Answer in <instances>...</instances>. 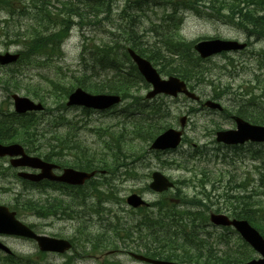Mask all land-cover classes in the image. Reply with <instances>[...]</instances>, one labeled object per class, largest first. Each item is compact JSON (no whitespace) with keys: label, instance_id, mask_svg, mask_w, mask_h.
I'll use <instances>...</instances> for the list:
<instances>
[{"label":"rangeland","instance_id":"374dc122","mask_svg":"<svg viewBox=\"0 0 264 264\" xmlns=\"http://www.w3.org/2000/svg\"><path fill=\"white\" fill-rule=\"evenodd\" d=\"M27 1L15 0L10 2L12 4L25 2V4H19L22 9V16L13 17L9 22V28L14 27L15 33H18V30L21 28L22 30L24 28L36 30L42 33L45 38L60 29V18L53 19L49 24L42 25L37 19L34 20L32 15H28L25 11ZM121 7H119V10ZM0 8L4 9L5 7L1 6ZM154 10L156 13H159V9L154 8ZM117 14L118 12H116ZM147 16L149 17L141 18L140 20L139 35L144 30L150 28L151 22L153 24L158 23L155 19L156 17L159 18L160 14H157L156 17L151 14ZM7 19L6 12L0 10V26ZM18 20L20 22H13ZM111 20H113L112 17ZM91 29L89 27L80 29L78 26H75L71 30L68 39L64 42L62 55L57 51L60 55L59 57L57 55L52 57L27 58L26 54L28 49L23 45V40L16 39L14 41L10 37H0V53L7 51L20 52L25 57L19 65L12 67L11 70L10 68L0 69V109L3 111H12L11 100H8L9 95L2 88L8 90H16L17 88L19 91L15 92L18 95L23 97L27 96L37 101L35 99L37 97L35 91L40 88L50 89L53 87V83L57 82L76 86V78L83 76L85 73H90L92 67L96 73L95 78H101L102 71L98 66L93 65L88 52L92 48H98L101 44H105L107 41L109 42L110 33L113 32V29L106 21L100 26L91 27ZM180 34L187 42H195L206 38H220L239 42H245L247 40L242 31L232 26L208 20L205 17H199L192 13L185 14L183 23L181 24ZM20 37L25 39L26 42L38 41L29 32L25 36ZM144 37L143 41L147 40L150 49L157 47L161 53V49L155 43L156 38L153 33H146ZM250 42L252 43L251 46L242 54L228 53L211 57L205 63H200V67L204 69L202 70L203 75L199 77L201 86L196 85L194 91L203 101L212 97L214 94L213 88L216 87V90H224L225 92L222 98L217 101L224 109H230L234 106L239 98V94L245 88L251 89L255 86L253 81L254 75L259 73L264 74V70H258L259 64L261 62L264 64V60L261 61V53H264V41L254 43L253 39H250ZM56 46L59 47L60 43H56ZM83 47L87 49L82 54ZM46 48H48L47 45ZM162 54L165 56V59L161 60V63L157 59H155L156 63L153 60L151 61L157 71H160L162 69L161 67L164 66L167 68L174 66L178 61L176 57L169 56L164 52ZM10 73H13V76ZM160 75L162 78L167 77L163 73H160ZM261 79L264 80V76ZM208 82L212 86L206 85ZM147 90L141 89L140 94L144 97ZM161 103L169 113L168 119L166 120V124H169V127L178 128L179 116L186 115L188 117L184 129L186 142L176 151L156 155L154 152L148 151L149 146L144 141V137L139 135V132L129 133V130L125 129L121 135L120 142L111 140L114 138V133L121 132V129L125 128V125H128V119L122 117L120 112H93L85 114L80 109L58 110L53 100L51 102L47 100L45 105L46 107H50L49 112L44 111L43 113L29 115V121L32 124V139L36 147L41 145L40 149L38 147L34 149L37 151H32L33 154H39V150L42 147L44 148L47 142L53 145L50 139L53 138L52 132H55L64 138L67 143L79 141L84 146H88L94 153L100 154V156L110 157L117 155L119 164H124V167L110 172L113 174L118 171V176L113 182L114 189L108 197L112 203L111 206H108L109 209L102 207L98 212L92 209H86L84 206L80 207L76 205L77 202L74 198L69 197H65V200L69 204L63 206L57 198L52 206L55 209L60 206L66 212H69L71 217H74L75 211L81 210L80 218L75 221L40 219L35 213L27 212L26 207H23L22 203L29 200L24 198L39 201L48 206L50 200L48 195L32 193L27 187L18 183L12 173L11 176L6 173L2 178L0 177V204H12L16 206L15 203L17 201L14 200V194H18L20 196L19 198H21L18 200L21 209L19 211L22 214L19 219L22 222L33 226L39 234L69 238L73 241L75 247L72 252L67 253L65 256L47 254L43 257L37 254V247L32 242L8 237H1L0 240L15 255H19L20 258L24 256L30 259L29 263L26 264H62L66 263V258L71 256V264H142L135 262L126 253H142L141 246L150 240L147 231L141 233L140 240L142 241H131L128 238L124 243L120 242L117 248L113 250L109 248L108 240H106L105 245L107 247L99 249L98 251L91 250L89 253H85L82 251V247L84 240H91L95 245L102 246L98 239L95 240L93 238L100 237V234L103 232V227L114 225L110 218L117 219L116 222L120 225L118 228L124 226L127 228L130 236L133 234L130 222L132 216L125 212L127 207L123 201L133 192L142 193V195H145L146 200L153 201L156 196L150 194L145 189L150 182V174L153 171H160L175 182L177 180L180 183L188 180L197 181L198 178L184 171L182 166H186L188 169L192 166L195 171H198L203 165L206 167L207 164V170H218L221 175H225L224 172H226L228 175L237 178L238 181L245 180L248 184L247 190L253 189V184L255 183L253 181L256 180L259 183L258 173L261 166L259 159L261 155H264V143L259 145L247 144L238 150L228 149L215 143L214 140V131L216 129L234 128V123L227 115L201 108L199 103L185 100L182 96L175 99L161 98ZM190 109L197 111L189 115L187 112ZM116 146H119V148L124 146L123 152L116 151ZM202 147L204 149L198 150V148ZM197 150L203 151V154L198 158L200 161L199 164L194 166L193 163H188L187 165L181 163L187 153L193 155V152H197ZM131 152H134L135 156L127 155ZM124 153L127 156L121 158ZM64 155L66 159L73 157L71 153H64ZM206 160H208L207 163ZM6 165V160H0V166L6 168ZM226 184L224 182V187ZM176 191V188H174L173 191L164 194L167 199L161 201V203L169 204L171 203V199H173L174 204L183 203V200L179 196H188L191 198L194 195V189L191 186L188 188L186 185L180 184L181 192L179 191L176 194ZM225 192V188H222L216 192L215 197ZM206 193L209 194V191L206 190ZM229 193L236 194L237 191L232 189ZM215 197L212 195L202 203L215 209L217 202ZM92 202L94 205L96 204L93 200ZM150 213H155V211H150ZM114 228L116 227H110L105 231L109 237L112 236V229ZM121 237H124V234H121ZM132 237L137 239V233L133 234ZM236 238L237 236L234 235L231 241ZM110 240L113 239L110 238ZM89 249L87 247L86 250ZM75 251H78V253L74 254ZM0 264H2L1 260Z\"/></svg>","mask_w":264,"mask_h":264},{"label":"trees","instance_id":"16d2710c","mask_svg":"<svg viewBox=\"0 0 264 264\" xmlns=\"http://www.w3.org/2000/svg\"><path fill=\"white\" fill-rule=\"evenodd\" d=\"M200 1L206 3V17L209 19L228 24L242 31L248 38H253L255 42L264 41V0H184V4H182V6L171 7L172 9L169 12H166V8L163 6L164 11L160 18V23L152 24L153 30L151 31L156 38V43L160 44L159 49L163 48L168 55L176 56L180 58V61L173 67L170 66L167 68L163 65L164 67H161L162 69H160L159 72L164 75H175L191 84V87H194L198 83V80H200L199 77L203 75V71L198 68V59L195 58L192 53L189 54L193 43H186L180 39L178 32L182 18L178 15V11L180 9H189L195 12L197 11V4ZM112 2H115V0H96L92 4L85 3V8L83 10H80L75 6H70V11L76 15L79 14L84 19H90L91 16L95 19L93 16L95 14L99 15L100 13H105L108 15V8ZM127 2L123 5L120 13L118 14V21L115 24L116 32L115 35L109 38V43L104 44L103 46L101 45V48H96L95 50L90 51V59L94 66L97 64L100 68H105L104 71L109 69L108 71H112V74H105L101 78H95L94 68L92 67L90 73H85L83 76L76 78L75 85L91 93H115L119 94L123 100L129 99V102L123 108L124 115L122 116L128 119V125H125V128H122L121 132L114 133V138L111 140L120 142L122 133H124L125 129H127L129 130V133L139 132V135L144 137V141L148 142L159 133L160 129H164V122L160 121L159 118L156 120V116L163 115L164 112L155 106H151L149 109H146L147 104L143 101V99L133 97V93L136 88L139 89L143 82H141L142 79L137 74L135 67L130 63L129 58L125 53V48L129 45L128 47L135 50L139 55L150 61L153 60L154 63H156L155 59L160 62L165 59V56L160 53L157 47L155 49H150L148 43L143 41V36L141 37L139 35L138 12L147 9L148 5L145 6L143 0H137L130 3ZM0 3L3 2L0 1ZM4 7H6L7 11L11 14L16 11L15 8H18L13 4H6ZM37 7H39L40 10L36 16L40 17L38 22H41L43 25V3L37 5ZM89 8L94 10L91 15L87 13ZM69 22V19L62 18L60 23L63 28L58 32L50 34L46 38L42 33L31 29L29 34L36 38L38 40L37 42H26L25 39L21 38L19 34H17L19 36V40H23V45L28 49L26 54L27 58L49 57L51 55L59 56L55 44L63 38L64 33L69 27ZM3 34L6 37L10 36L9 30L5 29V27H3ZM46 45L48 48H46ZM187 54L189 57H186L188 56ZM24 59L25 57L22 55L20 62ZM118 62H120V64ZM126 63H129V69L123 68ZM262 68L263 65L260 63L259 69L262 70ZM10 75L13 76V73H10ZM93 75L94 79L92 78ZM255 81L258 84L256 87L258 90L257 94H253L251 91H243V93L239 95V102H236L235 114L252 122L253 124L263 125L264 80H260L258 76V78H255ZM72 87V85H67L61 82L53 83V87L49 90L40 88L35 91L37 95L36 99L44 104L47 100L50 102L53 100L57 109L63 108L62 101ZM15 91H18L17 88ZM220 93H224V90L220 91ZM46 111L49 112L50 107H46ZM157 111H160L161 113ZM84 112L88 111L85 110ZM140 114L141 116H139ZM146 115L151 116L152 120H147ZM136 116H138L139 119L136 118ZM31 125L29 116L17 117L12 113L0 112V142L6 143L17 141L25 145L28 150H30V153L32 151H37L34 149H37L38 147L40 149L41 145L35 147L31 135ZM52 135V139L54 141L53 145L48 144L39 150V155H41L45 160L53 161L56 159H62L64 153H71L73 155L72 161L65 160L63 164L85 171L100 168L106 169L108 172H112L123 165L119 164V158L117 155L110 157L103 155L100 156V154L94 153L89 147L84 146L79 141L67 143L66 140L59 134L52 132ZM123 147L124 146L119 148V146H116L115 149L118 152H123ZM122 157H125V153L121 156V158ZM259 160L261 164L260 171L258 173L259 183L255 181L254 184L258 185L256 188H253L252 192L258 196L260 194L262 199L260 206L264 207V155H261ZM202 175L206 177L205 172H202ZM207 181L214 183L218 182L220 185L224 180L223 178H217L214 180L208 179ZM225 196L224 201H226L233 208L235 207L232 211V215L247 219L264 236V220L261 219V222L254 219L250 211L246 213L245 208L249 205V203L246 204V197H239L231 194H226ZM82 199L87 202V198L84 197L83 193ZM22 206L26 207L27 210H30L33 207L29 201L23 202ZM238 206L240 207L237 208ZM34 208L42 213H45L47 210V207L45 206H38ZM59 208L60 207H57V209ZM261 214L262 211H259L260 218ZM172 228H174V231ZM107 229L108 228H103V232L100 234V237L93 238L95 240L98 239V241L102 244V246L93 245V248H95L94 251L107 247L105 246L106 240L109 241V248L113 250L117 248L121 239L126 238V240H128V238H130V233H128L127 228L124 226L122 228L116 227L112 229L111 237L106 234L105 231ZM145 230L148 231L150 241L141 246V249H143V254L150 258L176 260L182 262L185 260L183 259L184 254L188 253L187 249L190 242L187 243V240H193L196 238V235L193 234V230L185 231V228L182 227V223H178V225L175 226L164 227L163 223L147 221L145 224ZM145 230L137 227L136 233L140 236ZM121 234H124V237H121ZM110 238L113 240H110ZM87 241L91 243L90 240ZM218 243H222V237L217 239V241L210 243L211 256L208 260L209 264H229L234 260L232 259V254H235L234 251H231V248H226L222 252V255L217 257L218 254L213 253V250L214 245L216 246ZM29 261V259L16 260L15 257L5 256L1 262L2 264H26L29 263ZM66 264H70V261L66 262Z\"/></svg>","mask_w":264,"mask_h":264},{"label":"water","instance_id":"95a60500","mask_svg":"<svg viewBox=\"0 0 264 264\" xmlns=\"http://www.w3.org/2000/svg\"><path fill=\"white\" fill-rule=\"evenodd\" d=\"M246 47V44H239L235 41H222V40H210L200 42L195 45L194 49L199 54L201 58H207L215 54H220L222 52L230 51H240ZM129 57L135 64L139 74L143 79L152 86L153 90L147 94V98H152L156 94L164 93L166 95L176 96L178 93H182L191 99H196V97L186 90L183 82H180L177 78L169 77L167 80H163L159 77L156 70L151 66V64L136 55L132 50H127ZM18 60V55L16 54H0V65L13 64ZM14 102V110L16 113L22 114L28 111H39L42 107L37 104L35 105L32 101L27 98L18 97L17 95L12 96ZM120 99L117 96L109 95H89L77 89L75 92L71 93L68 97L67 106H82L88 109L94 110H105L117 103ZM211 108L220 109L216 104L207 102ZM236 122L235 131H224L217 133V142H222L227 145L243 144L246 141L251 142H263L264 141V127L252 126L247 122L239 118H234ZM184 119H182V122ZM180 133L172 130L166 131L161 135L152 145V149H167L174 148L179 142ZM9 156L20 158L12 160V165L17 166H27L32 168H38L42 170L39 175H29V174H19L20 177L25 179H30L32 181H39L44 178L50 180H58L64 183L72 185H81L85 180L92 177L93 173L86 174L84 172H76L71 169H66L62 176L55 177L51 174V170L54 167L51 164L44 163L37 157H29L24 154V151L19 145H0V157ZM153 183L150 185L156 191L166 190L171 187L164 177L159 173L153 174ZM127 202L132 207H139L144 205V202L137 195H131L127 198ZM211 221L217 225H232L235 230L239 233L242 239L247 242L260 256L262 257L258 261H252L249 264H264V239L259 235V233L249 226L245 221H232L229 222L226 217L222 215H212ZM0 234L6 235H17L26 238L33 239L37 242L38 247L41 251L58 252L62 253L69 249L70 245L66 241L56 240L48 237L35 236L31 231L20 223L14 220V214L8 213L6 208L0 207ZM0 250L9 253V250L0 243ZM136 260L146 262L149 264H174L168 262H161L150 260L144 258L140 255H132Z\"/></svg>","mask_w":264,"mask_h":264},{"label":"bare ground","instance_id":"6f19581e","mask_svg":"<svg viewBox=\"0 0 264 264\" xmlns=\"http://www.w3.org/2000/svg\"><path fill=\"white\" fill-rule=\"evenodd\" d=\"M97 2H99V1H97ZM103 3V2H102ZM250 6V5H249ZM90 7V6H89ZM92 8V7H91ZM87 9V8H86ZM98 9V8H97ZM73 10V9H72ZM75 10V9H74ZM102 11H103V9H102ZM101 11V12H102ZM84 13H85V11H84ZM229 14V13H228ZM227 15V14H226ZM259 15V14H258ZM169 19H170V17H169ZM235 20V19H234ZM233 20V21H234ZM238 22V21H237ZM118 31V30H117ZM115 35V34H114ZM129 46V45H128ZM135 49V48H134ZM120 50V49H119ZM114 52V51H113ZM122 52V51H121ZM124 52V51H123ZM116 53V52H115ZM113 54V53H112ZM188 55V54H187ZM115 56H116V54H115ZM122 57V56H121ZM186 57H188V56H186ZM101 59V58H100ZM121 62V61H120ZM120 62H118L119 64H120ZM129 64V63H128ZM121 66V65H120ZM123 66V65H122ZM105 69V68H104ZM109 70V69H108Z\"/></svg>","mask_w":264,"mask_h":264},{"label":"flooded vegetation","instance_id":"af4514ba","mask_svg":"<svg viewBox=\"0 0 264 264\" xmlns=\"http://www.w3.org/2000/svg\"><path fill=\"white\" fill-rule=\"evenodd\" d=\"M200 210L197 209V208H193L192 209V213H196V212H199ZM194 218H200L199 216H195ZM205 226H206V223H205Z\"/></svg>","mask_w":264,"mask_h":264}]
</instances>
